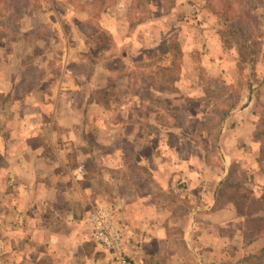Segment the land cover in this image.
Returning <instances> with one entry per match:
<instances>
[{"label": "crops", "instance_id": "obj_1", "mask_svg": "<svg viewBox=\"0 0 264 264\" xmlns=\"http://www.w3.org/2000/svg\"><path fill=\"white\" fill-rule=\"evenodd\" d=\"M113 7L105 6L101 17L116 27L127 20L126 6L114 13ZM11 44L0 40V264H110L88 225L98 202L115 208L126 254L145 264L170 245L181 216L177 195L184 197V249L199 264H208V256L215 258L210 264H225L228 250L231 256L239 250L242 264L246 247L233 249L230 241H236L223 235L239 217L238 208L217 203L232 161L253 141L254 101L229 118L235 129L223 132L221 151L228 156L222 166L176 162L168 143H145L138 130L112 134L90 126L96 102L88 96L79 105L74 92L66 96L78 87L65 69L53 78L48 54L40 65H23L29 43L18 52Z\"/></svg>", "mask_w": 264, "mask_h": 264}, {"label": "rangeland", "instance_id": "obj_2", "mask_svg": "<svg viewBox=\"0 0 264 264\" xmlns=\"http://www.w3.org/2000/svg\"><path fill=\"white\" fill-rule=\"evenodd\" d=\"M244 1L250 21L264 32V0ZM105 6H115L113 13L116 7L126 6L125 23L104 24ZM203 6L204 0H0V40L6 47L15 44V52L29 43L31 53L23 65H40L48 54L53 78L65 69L69 82L78 87L66 91V96L74 92L79 105L88 96L96 102L90 126L97 131L138 130L145 143H168L176 162L185 159L189 165L222 166L228 156L221 151L223 132L235 129L230 128L229 118L254 101L250 111L255 120L253 141L239 148L218 206L236 201L239 217L231 229L225 227L223 235L236 241H230L233 246H245L246 255L260 254L264 249V140H257L255 134L264 132V37L254 35L260 54L255 53L240 69L233 42L218 35L215 16L204 15ZM83 17L88 20L79 21ZM250 32L258 30L251 27ZM174 54L176 67H172ZM248 79L254 85L251 91L245 90ZM163 86L175 92L162 91ZM233 104L237 108L226 116ZM74 111L82 113L80 108ZM201 132L209 140L206 151L198 146L202 140L196 137ZM183 200V195L174 199L181 216L170 229V245L163 244L160 254L150 256L145 264H199L184 249ZM237 252L231 256L228 250L225 264H239L242 254ZM213 258L208 256V264Z\"/></svg>", "mask_w": 264, "mask_h": 264}, {"label": "trees", "instance_id": "obj_3", "mask_svg": "<svg viewBox=\"0 0 264 264\" xmlns=\"http://www.w3.org/2000/svg\"><path fill=\"white\" fill-rule=\"evenodd\" d=\"M204 1H205V6L201 8V11L203 12L204 15L206 14L208 17L215 16L216 24L218 25V28L220 29L218 31L219 33L218 35L223 36L226 39L228 38L233 42V45L236 50L235 52L238 57V66L240 69H243L245 62L254 58L255 53L260 54V48L257 47L256 40L254 38V35H258V38L264 37V32L260 30L261 29L260 25L257 24L256 21H252V22L250 21L249 13L243 10V7H242L243 3L245 2L244 0H219L220 3L217 0H204ZM220 4H221L220 8L215 7V6H220ZM138 8H139L138 6H132V9L136 10ZM251 27L252 29L258 30V32L257 33L250 32ZM176 58L177 57L174 54L173 59H172V67H176L177 65ZM172 81H173L172 83L174 84L176 83L175 79H173ZM244 85H246L245 90L247 91H251L254 88L252 80L250 79H248L247 82L244 83ZM168 89H169L168 87L165 88L163 86L161 90L166 91ZM169 90H171L172 92H175L173 91L174 89H169ZM242 91H244V89ZM240 99L241 97L239 98V101ZM236 108H237V104L231 105L228 111L225 113V115L228 116ZM171 135L172 137L179 139L178 137L174 136L175 134L172 133ZM196 138H199L200 140H202L201 141L202 144H199V145L197 144L198 146L203 147L205 151L210 149V147L207 146V143L209 142V140L203 136L202 132L199 133V135ZM255 138L259 141L264 140V132L256 131ZM206 140L207 142L206 144H204ZM227 184H228V181H225L224 186H226ZM220 194H222V191L220 192ZM218 204H219V201L217 205ZM233 204L235 205L236 201H234ZM227 206L228 205L224 207H227ZM252 243L253 241H250L249 245H251ZM237 247L238 246L235 245L232 248L237 249ZM241 263L242 264H264V249L261 250L260 254H249Z\"/></svg>", "mask_w": 264, "mask_h": 264}, {"label": "built area", "instance_id": "obj_4", "mask_svg": "<svg viewBox=\"0 0 264 264\" xmlns=\"http://www.w3.org/2000/svg\"><path fill=\"white\" fill-rule=\"evenodd\" d=\"M115 217V210L106 203L98 202L91 206L88 221L91 237L99 248L110 255V264H138L125 252L122 233Z\"/></svg>", "mask_w": 264, "mask_h": 264}]
</instances>
